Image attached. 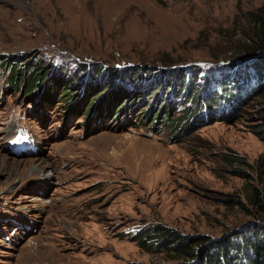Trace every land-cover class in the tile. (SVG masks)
<instances>
[{
	"label": "rangeland",
	"instance_id": "1",
	"mask_svg": "<svg viewBox=\"0 0 264 264\" xmlns=\"http://www.w3.org/2000/svg\"><path fill=\"white\" fill-rule=\"evenodd\" d=\"M263 3L0 0V159L20 168L11 178L0 169V264H202V256L153 246L147 233L164 227L204 235L211 240L205 247L227 241L235 254L237 234L264 223L252 198L257 191L264 203V168H257L264 158V51L245 50L246 13ZM247 56L262 58L237 66L228 87L209 80L223 96L209 115L201 100L206 77L217 68L230 75L231 60ZM15 60L28 80L36 64L46 71L31 94L14 86V67L7 77ZM252 68L260 75L236 88ZM122 71L135 77L113 86L112 73ZM151 71L164 79L183 72L175 107L149 110L160 97L168 102L165 81L147 93V104L133 96L134 83ZM119 86L131 93L114 101ZM231 88L243 97L235 111L225 99ZM124 101L131 102L116 112ZM22 122L29 127L16 135ZM28 135L38 153L25 155L34 149ZM18 140L28 149L12 145Z\"/></svg>",
	"mask_w": 264,
	"mask_h": 264
},
{
	"label": "trees",
	"instance_id": "2",
	"mask_svg": "<svg viewBox=\"0 0 264 264\" xmlns=\"http://www.w3.org/2000/svg\"><path fill=\"white\" fill-rule=\"evenodd\" d=\"M159 2H161L162 0H158ZM247 17H248V21L250 23V28H249V43L250 45L246 46L245 50H251L253 52H262L264 51V3L252 10H249L246 13ZM252 54V53H250ZM260 58H262L261 56H259L258 58H252L251 56H247L246 58L239 60V61H232V64L230 65L229 68V73H226L225 71L222 70V68H217L213 73H211L210 75H208L206 77V82L205 85L207 86V92H206V96L201 97V100L205 102L207 108H208V113L209 115H211L210 113L215 111V109L217 108V104L220 100L221 97H219V91L217 90V88H223V87H228L229 85H231V72L237 71V66L241 67L243 65L248 66L250 64L247 63H254L255 59L259 60ZM38 63V62H37ZM14 64H17V60H15V62L11 63V67H10V71H9V75L7 76L8 78H10L12 75V68L14 67ZM39 65H41V63H38ZM36 64L38 66V69L36 68L37 66H35V69L33 70V75L30 78V80H28L26 77H21L19 76L16 68L14 67V70H16V79L14 77V81H17V84H15V87L18 88H22V90H25L26 95L31 94L32 91L37 87V86H41L42 83H44L46 78H43L44 74L46 71L43 72V68L39 67V65ZM22 65V64H21ZM261 65L264 66V63H261ZM60 68L57 67L55 70H58ZM254 69V68H252ZM55 70L53 72V74L55 75ZM115 70V69H114ZM249 70V69H248ZM247 72L244 75H240V86L239 84L235 85L236 88L240 89H244L247 84H249L250 86L252 85V79H248L243 81V78H246L248 75L254 73L253 75H260V72L255 73V69L254 71H250ZM108 70L103 71L107 72ZM141 71H144V69H141ZM257 72V71H256ZM14 74V73H13ZM102 75V73H101ZM112 75L114 77L117 76L116 81L119 82L118 84H109L107 86V89L104 90L103 92L105 94L108 95V93H111L113 91V86L115 85H121L122 82H124L126 79H132L135 76H130L128 74V72L123 73H118V72H113ZM53 76V75H52ZM92 76V74H91ZM54 77H61V76H54ZM91 77H89L90 79ZM92 78H98V77H93ZM142 78H148L142 81L141 83L135 82L134 87L132 89V93L133 96H138L139 97V101L144 102V104H147L148 99H147V93L150 92V90L159 83V81H165V85L163 86V90L164 91H168L169 93L172 92V95H178L179 93V88L181 86V82L184 78V74L179 73L177 76H172L169 77L167 79L163 78V75L161 74L160 71H151V73L143 75ZM113 79V78H112ZM214 79L215 81H221L219 83H224L222 86H217V88H214L215 90H213L212 88H208L210 82L209 80ZM231 79V80H229ZM264 77L261 76V80H263ZM195 80V79H194ZM243 81V82H241ZM130 82V81H129ZM229 82L228 84H225ZM75 84H77L76 81H74ZM138 83V84H136ZM171 83H174L175 85H171ZM239 83V82H238ZM191 84L187 85L186 87L183 88H187L186 93L189 91V89L191 88ZM113 85V86H112ZM34 87V88H31ZM124 87V86H123ZM126 87V86H125ZM112 88V89H111ZM121 87H116L114 90V94H112V100L114 101H122L125 99V96H123V90L120 89ZM157 89V88H156ZM234 90L235 88H231L230 90H228L226 95H230L229 98H225L227 101H230L234 111L241 107V105L243 104V97L238 95H234ZM129 91H124L125 94L128 92L129 96H130V92ZM65 92H70L69 90H65ZM210 92H213L210 95ZM127 93V95H128ZM159 93V92H158ZM158 93L156 92V95H158ZM185 93V94H186ZM205 93V92H204ZM222 95V92H220ZM216 94V95H215ZM99 95V94H98ZM126 95V98H127ZM219 97V99H218ZM106 98V96H104L102 99L104 100ZM129 100H133V97L131 96V98ZM126 101V100H125ZM124 101V102H125ZM131 101L125 102L124 105L123 103H121L118 106V109H122V107H126L130 104ZM162 100L159 101H155L154 105H151V108L149 110H155L156 106L158 104H161L160 108H162ZM164 108H170V106H164ZM91 109L88 106L86 112H90ZM85 112V114H86ZM225 116L227 114H224ZM158 114L156 115L155 120L158 119ZM198 117V114H197ZM224 117V116H223ZM128 119L125 120V122ZM196 120V118H195ZM124 122V123H125ZM194 122V121H193ZM192 125V124H191ZM264 168V158L261 159V161L257 162V168ZM252 198L255 200L256 199V203L259 205V212L264 214V203L262 202V198L260 196V194L256 191V193H254V195H252ZM257 228H255L252 233L248 234H237V238L238 240H242V242H238L236 244H234V248L237 249L236 253L233 254L231 251V246L230 244H226L227 241L222 242H216V243H211L214 246V249H211V246H202L207 242H210L211 240H209L208 237L201 235V236H197L196 238H192V237H188L185 236L183 234H181L179 231H176L174 229L171 228H161V229H156L153 232H149L147 233V236H151L154 238V243L153 246L157 245L156 248L159 249L160 251H167V252H171V251H175V253H179L178 256H180L181 258H185V259H193L196 256H202L201 262L202 264H264V223L260 222L257 225ZM199 244V246H202L201 249L200 247L195 246L194 244ZM141 244L143 245L144 242L141 241ZM213 248V247H212ZM204 262V263H203Z\"/></svg>",
	"mask_w": 264,
	"mask_h": 264
},
{
	"label": "bare ground",
	"instance_id": "3",
	"mask_svg": "<svg viewBox=\"0 0 264 264\" xmlns=\"http://www.w3.org/2000/svg\"><path fill=\"white\" fill-rule=\"evenodd\" d=\"M77 82V81H76ZM78 83V82H77ZM77 85V84H76ZM128 87H125V88H123V90L126 92V91H129L130 89L128 88ZM161 91V90H160ZM160 91H158L159 93H160ZM162 92L163 93H167V91H164L163 89H162ZM158 93V94H159ZM174 95H172V92H170V96H169V98H168V102H165V100H166V97L165 98H161L160 97V99L159 100H162L163 101V106H162V108H164V106H170V108H173V107H175V105H176V101L172 98ZM154 102L155 101H153L152 102V104L151 105H154ZM160 108V104H158L157 106H156V109H159ZM155 109V110H156ZM6 137V136H5ZM40 150L39 149H37V151L35 152V153H38ZM47 166V165H46ZM45 166V167H46ZM44 167V168H45ZM1 168H6L7 169V171H8V175H9V178H11L14 174H15V172L18 170V169H20L19 167H16L17 169H15V166H13V167H11V166H9L8 165V159L7 158H4V159H0V169ZM38 168H39V164L38 165H36L35 166V169H37L38 170Z\"/></svg>",
	"mask_w": 264,
	"mask_h": 264
}]
</instances>
